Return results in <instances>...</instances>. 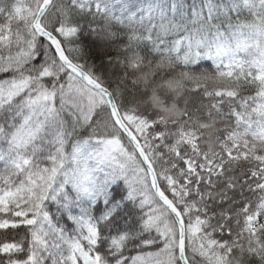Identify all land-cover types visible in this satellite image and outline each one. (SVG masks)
Returning a JSON list of instances; mask_svg holds the SVG:
<instances>
[{
  "label": "snow or ice",
  "instance_id": "snow-or-ice-1",
  "mask_svg": "<svg viewBox=\"0 0 264 264\" xmlns=\"http://www.w3.org/2000/svg\"><path fill=\"white\" fill-rule=\"evenodd\" d=\"M0 264H264V0H0Z\"/></svg>",
  "mask_w": 264,
  "mask_h": 264
},
{
  "label": "trees",
  "instance_id": "trees-1",
  "mask_svg": "<svg viewBox=\"0 0 264 264\" xmlns=\"http://www.w3.org/2000/svg\"><path fill=\"white\" fill-rule=\"evenodd\" d=\"M214 65L211 64V61L204 62L199 71H212Z\"/></svg>",
  "mask_w": 264,
  "mask_h": 264
}]
</instances>
